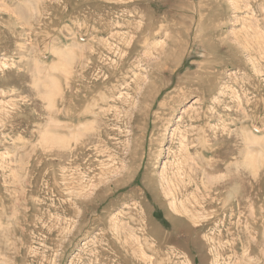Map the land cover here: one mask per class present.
Returning <instances> with one entry per match:
<instances>
[{"label":"rangeland","instance_id":"obj_1","mask_svg":"<svg viewBox=\"0 0 264 264\" xmlns=\"http://www.w3.org/2000/svg\"><path fill=\"white\" fill-rule=\"evenodd\" d=\"M0 264H264V0H0Z\"/></svg>","mask_w":264,"mask_h":264},{"label":"bare ground","instance_id":"obj_2","mask_svg":"<svg viewBox=\"0 0 264 264\" xmlns=\"http://www.w3.org/2000/svg\"><path fill=\"white\" fill-rule=\"evenodd\" d=\"M65 65V64H64ZM68 66V65H67ZM61 67V66H60ZM79 126V125H78ZM78 128V127H77ZM86 132V131H85ZM92 137V136H91ZM75 138V137H74ZM79 138H80V136H79ZM76 139V138H75ZM252 142V141H251ZM184 144V143H183Z\"/></svg>","mask_w":264,"mask_h":264}]
</instances>
